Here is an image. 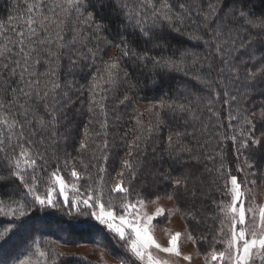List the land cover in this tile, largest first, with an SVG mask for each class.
<instances>
[{
	"label": "snow or ice",
	"instance_id": "obj_1",
	"mask_svg": "<svg viewBox=\"0 0 264 264\" xmlns=\"http://www.w3.org/2000/svg\"><path fill=\"white\" fill-rule=\"evenodd\" d=\"M14 9L18 15H10L6 24L0 23V80L3 81L0 87V188L5 189L0 191V221H7L0 222V264H58L60 258L74 256V253H61L55 248L42 250L40 240L35 237L25 252L15 256L11 249L3 247L14 235L33 230L27 223L33 209L59 208L61 204L75 207L81 215L93 217L118 236L125 253L130 254L128 258L120 257V264H129V259L141 264H172L170 259L154 255L153 248L158 253L190 262L193 258L191 253L181 251V238L183 235L196 243L197 237L193 235L196 229L185 228L183 234L169 231L170 238L165 247L153 235V220L164 215V209L157 207L153 215L142 213L145 200L140 193H137L135 202L128 197L137 186L136 182L147 174L152 177V183L157 180L167 182L171 189L167 192V199L183 203L187 209L184 217L196 221L204 181L197 175L200 157L194 153L197 148L203 149L207 145L208 141L201 138L211 127L204 123L203 113L218 117L215 104L221 99L230 108L236 104H249V90L255 91L258 84L264 83V55L257 56L256 41L251 39L249 32V29H256L264 33V17L254 18V14L245 7V0H209L206 10L198 0H184L177 4L172 0H21L14 4ZM101 13L110 15L109 23L104 22L107 17ZM193 15L202 17L204 33L209 38L189 34L192 40L203 41L208 49L205 57L197 56L192 60V66L199 65L192 79L207 90L208 95L196 96L195 100L186 103L161 100L153 104L148 109L152 119L147 127L137 119L134 139L128 141V133L121 137L123 148L127 149L125 157L121 146L115 142L116 138L110 135L109 129L114 126L110 117L121 105L130 102L131 97L125 93L116 108L110 111L107 107L109 93L121 84H128L130 90L136 88L130 83V74L121 68V63L128 59L147 66L151 61L153 69L161 74L175 70L185 76L190 75L186 70L189 68L185 63L189 55L186 50L175 49L172 56L158 57L150 56L148 52L137 53L131 47L133 41H129L125 33L129 29L133 33L139 30L141 37L147 41L155 40L157 49L167 51V44L161 39L164 27L170 29L169 35L172 32L181 35L182 29L176 25H183L185 19H191ZM115 21L120 23L114 33L110 25ZM69 33L71 39H67ZM108 36L113 40L118 37V42L113 44ZM245 36L249 38L245 39ZM100 40H103L104 47H101ZM109 47H115L120 55L104 60L103 53ZM177 52L180 53L178 57ZM65 58L67 71L61 83V60ZM40 66H47L46 71L39 72ZM77 74H81L80 78L86 83L81 84ZM12 84L17 86L12 87ZM9 93L12 94L11 99L7 98ZM260 95L264 96V90ZM258 107L259 115L248 107H237L235 114L229 113L228 116V127H232V121H242L241 128L246 130L240 132L242 139L237 152L244 150L249 153L244 157L249 168L253 167L248 161L256 149H264V131L256 135L257 122L264 128V100ZM197 110L201 115L196 114ZM133 111L138 116L142 115L138 109ZM169 116L173 119L188 116L190 119L184 120L183 132L169 129L166 144H161L160 148V166L156 167L157 149H152L153 161L149 162L146 142L153 134L164 131L168 125L165 117ZM77 136L80 137L78 141ZM185 137L191 138V146L182 143ZM230 139L233 144L237 143L235 135ZM69 143L80 157L79 163L83 168L78 172L75 166L72 167V183L65 181L59 163L47 180L36 174L38 169L47 171L49 149L52 150L51 156L58 159L61 145ZM86 154L90 161L100 162L99 165L85 164L83 158ZM184 155H189L191 160H183ZM165 156L171 162L167 169H163ZM110 160L114 164L113 170L119 166L120 179L108 186L106 177L110 175ZM68 164L65 159L63 166L66 168ZM177 166L178 175L173 176ZM89 167L97 168L98 180L94 182L95 187L87 188L82 194L79 181L85 176L89 181L93 180ZM238 171L243 169L238 168ZM42 183L47 185L43 194L40 191ZM106 187L109 194L107 207ZM69 192L72 193L71 198ZM230 192L231 203L220 208V213L230 221L229 239L224 251L217 252L213 248L206 256L205 264L217 261L220 264H264V206L259 207L258 222L253 212V223L247 225L242 202L244 193L236 176H231ZM57 196L63 198L62 202ZM116 196L121 198L118 205L121 215L114 211ZM159 199L157 197L151 202L157 203ZM81 205L88 211H82ZM247 211L253 210L249 208ZM171 214L170 211L168 215ZM200 239L206 240L207 237ZM50 254L54 257L51 261Z\"/></svg>",
	"mask_w": 264,
	"mask_h": 264
},
{
	"label": "trees",
	"instance_id": "obj_2",
	"mask_svg": "<svg viewBox=\"0 0 264 264\" xmlns=\"http://www.w3.org/2000/svg\"><path fill=\"white\" fill-rule=\"evenodd\" d=\"M21 0H0V23H7L8 17L10 15H18V13L14 9L15 3H20ZM174 4L179 2H184V0H172ZM209 0H198V3L206 10L207 3ZM212 2H216V0H212ZM22 7V3H21ZM245 7L250 10L251 13L254 14V18L264 17V0H245ZM178 10V9H177ZM101 15L106 16L105 23H109L111 17L108 13H101ZM120 21H115L111 23V29L115 33L117 24ZM149 23H151L149 21ZM177 27H181L182 34L177 35L175 32H172L169 35L170 29L165 26L163 35L161 36L162 40H165L167 44V51H163L162 49H157L155 47L156 41H147L143 37L140 36L139 30H136L135 33L131 29L125 35L129 41H133L131 47L134 48L137 53L148 52L150 56H172V53L175 49H180L181 51H187L189 55L186 58L185 63L189 66L186 70L190 72V75L185 76L183 72L179 71H170L164 74H161L158 70H154L151 61L147 62V66L140 63L139 61L128 60L125 59L121 63V68L124 71H127L130 74L129 81L131 84H135L136 88L130 90L128 84H121L118 88L112 90L109 93V99L107 100V107L111 111L113 108H116L117 102L119 99H123L125 93H127L131 97L130 102H126L125 105H121L115 115L110 117L111 122L114 124L110 131V135L116 138V143L121 146L123 154L126 157V148H123V142L121 141V137L124 136L125 133H128L127 140L131 141L137 135V119H140L143 122V125L147 127L150 119H152L149 112L140 109L139 106L143 105H153L158 103L161 100H165L168 102H177V103H186L188 100H195L196 96L205 97L208 95L207 90H204L201 85H199L195 80L192 79V75L195 74L199 65L192 66V60L195 57H205L208 54V49L204 46L203 41H196L190 38L189 34L193 35H201L204 36L205 39L209 37L205 35L203 29V19L202 17L198 18L193 15L191 19H185L183 25H176ZM251 33V39L255 40L256 43L254 47L257 49V56L264 55V33L258 32L256 29H249ZM107 36V33L104 34ZM243 36V33H242ZM245 39L249 37L245 36ZM67 39H71V33L68 34ZM108 39L113 40L112 36H108ZM118 42L117 39L113 40V44ZM101 47H104L103 40H100ZM89 46H92L90 44ZM113 52L111 55L110 53ZM120 53L115 47H109L103 53V59L108 60L112 56H119ZM180 55L179 52L176 53L178 57ZM175 58V57H174ZM99 64L100 62L97 61ZM61 64L63 68L60 71V79L61 83L64 82V73L67 71V59L61 60ZM102 70V65H100ZM47 66L38 67L39 72H45ZM86 71H89L86 69ZM90 71H95V69H91ZM81 74H77V79L81 84L86 83L85 80L80 78ZM3 86V81L0 80V87ZM16 84H12V87H16ZM264 90V83L258 84L256 86L255 91L249 90L250 95V103L249 104H236L231 108L228 105L223 104V99L220 102L215 104V109L219 112V116H210L207 112L203 113V121L204 123H208L211 125L209 130L202 136V140H207L208 143L205 148L200 149L197 148L194 155H198L200 157V163L197 165V175L202 176L204 181L202 189L203 195L201 197L200 202L197 207L199 208V212L197 213L196 221H192L190 219L184 220L189 230L195 228L193 231V235L197 234L200 237H210L215 233L216 224L218 223L220 217V208L221 205L226 201L227 190L231 187V176L234 172H238V168L244 169L246 168L243 164H245L244 157L248 156L249 153L241 150L239 153L237 152V148L239 147V142L242 139L240 136L241 122L232 121V127H228L229 113L235 114V110L237 107H248L251 111H255L257 115H259V103L264 100V96L260 95V91ZM191 93V95H187L186 93ZM8 99L12 98V94H8ZM22 102V101H21ZM201 102V106H202ZM195 107V105H194ZM138 109L139 113L142 115H137V112L133 111V109ZM142 111V112H141ZM197 115H201L199 110L196 111ZM118 117V118H117ZM168 120V125L161 133H155L152 135L151 139L146 142L147 146V159L149 162L153 161V153L152 149L156 148L155 154V166H160V148L161 144H166V137L169 134V129H176L181 132L184 131V120L190 119L188 116H185L183 119L176 117L175 119L169 117H165ZM85 120L87 117L84 118ZM224 125V127L220 128L219 125ZM83 128V124L80 125ZM127 132H125V128ZM191 132V128L188 129ZM246 131V130H245ZM264 131V128L260 127L259 122H257V131L256 135L259 136L260 132ZM235 135L237 137V143L233 144L230 137ZM221 136L225 137L224 139ZM80 139L79 136L76 137L78 141ZM191 138L185 137L182 141L183 144L191 146ZM144 146V142H142V147ZM43 151V149H41ZM51 149H49V163L47 166V173L55 170L56 165L59 163L61 166V173L65 176L70 175V171L73 166L76 167L78 172L83 171L82 165L79 163L80 157L76 152L73 151L72 144L61 145V150L58 153L57 157L51 156ZM65 152L70 153V156H65ZM211 156L212 159H207L206 157ZM73 157H76L73 160ZM67 159L69 161L68 167L63 166V161ZM85 164H97L100 162L96 160H89V156L86 154L84 156ZM183 160H191L189 155H184L182 157ZM39 163V162H38ZM170 161L167 160L165 156V162L163 163V169H167L170 165ZM249 164H252L253 167L251 169L253 172H261L264 169V149H256L254 156H252L249 161ZM221 164L224 165L221 168ZM114 164L113 161H109L108 171L109 174L106 177L107 184H110L116 173L120 171L119 166H115V170H113ZM207 169V171L205 170ZM93 180L89 181L87 176L79 181L81 193H85L86 189L89 187H95L94 182L98 180L97 176V168L89 167L88 170ZM40 172L41 177L46 176V172L37 170ZM179 166H177V171L173 172V176L178 175ZM6 174V173H4ZM115 181V180H114ZM136 187L132 190L129 195V200L137 199V193H140V197L145 200H156L157 197L167 198V192H170L171 189L168 187L167 182L163 180H157L156 183H152V177L145 174L140 178L139 182H136ZM147 188L148 191H144ZM5 189L0 188V191ZM152 194L149 195L148 193ZM175 202V201H174ZM180 212L183 213L187 210L183 203H176ZM184 216V215H183ZM71 218L67 215L66 217L59 216L58 218H51V216H47L45 220V225L47 226H59L65 225L67 221ZM80 221H85L88 219L85 215L77 218ZM88 221V220H87ZM198 221V223H197ZM90 224V223H89ZM81 228H73L70 229L69 225H67V229L72 237V239L76 242L92 240L94 239L97 231L93 228L92 225H81ZM18 237H25V235H19ZM61 264H97L95 262H87L83 260H79L78 258L71 256L65 257L58 261Z\"/></svg>",
	"mask_w": 264,
	"mask_h": 264
},
{
	"label": "rangeland",
	"instance_id": "obj_3",
	"mask_svg": "<svg viewBox=\"0 0 264 264\" xmlns=\"http://www.w3.org/2000/svg\"><path fill=\"white\" fill-rule=\"evenodd\" d=\"M111 55L113 52L110 53ZM113 57V56H112ZM152 105H143L139 106L140 109L145 110L147 112L148 109ZM141 111V112H142ZM110 128L109 130H111ZM125 128V132H127ZM246 168L243 171L234 172L232 175L236 176L238 182L241 184V191L244 193V197H242V202L246 209L245 220L247 225H251L253 223V212L256 215V222L259 219V207L264 206V169L261 172H253V170L243 164ZM264 167V166H263ZM51 172H46V176L42 177L44 180H47L49 174ZM40 175V172L36 173ZM64 176V179L67 183H72V178L69 176ZM120 179L118 172L114 177V180L110 181L112 183L107 184L108 186L114 185ZM251 181H255V184H252ZM95 184V183H94ZM47 185L41 184L40 191L43 194L44 188ZM80 186V184H79ZM231 189V187H229ZM230 189L227 190L226 201L221 205H228L231 203V192ZM105 203L108 197V188H105ZM72 193L69 192V197L71 198ZM57 199L62 202V197L57 196ZM145 200V199H144ZM135 202V200H130ZM153 200H145V205L141 209V212H146L149 215H153L156 211L157 207H161L164 209V215L160 217H156L153 220L154 232L153 235L157 242H159L163 246H167L168 240L170 238L169 231L171 233L181 232L184 233L185 228H188L186 222L184 220V216L180 212V210H176L178 205L174 200H168L167 198H160L157 203H152ZM121 202V198L116 196L113 201L115 205L114 211L116 215L123 214L119 210V203ZM240 202L237 203V207H239ZM82 211H88L84 209L81 205ZM107 207V203H106ZM249 208H252V212L247 211ZM99 210L98 208L96 209ZM171 211V215L168 213ZM71 213V214H69ZM71 218L65 225L59 226H47L45 225V218L47 216H51V218H58L59 216H63L67 218ZM82 217L81 214L77 213L75 207H64L61 204L59 208H46V209H33V211L29 214L27 218V223L32 225V231L24 233L25 237H18L19 235H14L12 240L9 243L3 245V247L7 249H11L12 255H17L25 252V249L29 247L30 241L33 237L40 240V248L45 251H49L52 248H55L58 252L61 253H74V257L79 260L87 261V262H95L97 264H120V257L128 258L130 254L125 253L122 244V241H119L118 236L114 233L110 232L106 226L100 225L93 217H88V221H80L77 218ZM6 223L7 221H0ZM118 222V221H117ZM90 223V224H89ZM67 225H69L70 229L73 228H81V225H92L97 231L94 239L85 240L76 242L72 239L69 230L67 229ZM215 233L208 236L206 240H201L197 234L194 236L197 237V242L193 243L184 238L182 235L181 238V251L184 254L191 253L192 260L184 261L182 258H174L169 256L166 253H158V250L155 248L152 249L154 255H159L163 259H170L172 264H205V258L208 254L213 250V248L219 252L225 250V244L230 236V221L228 218L223 216L220 213V217L218 223L216 224ZM240 225H237V230H239ZM221 228L223 229V233L221 234ZM127 231V230H126ZM205 237V236H204ZM23 258V256H21ZM54 257L50 254L49 260ZM35 259V257H33ZM63 259L60 258L59 261ZM61 264V263H58ZM129 264H141L139 261H134L133 259H129ZM210 264H220L217 262H210Z\"/></svg>",
	"mask_w": 264,
	"mask_h": 264
}]
</instances>
